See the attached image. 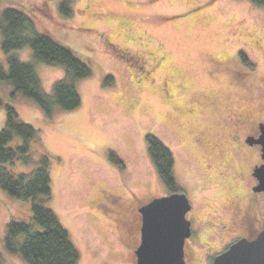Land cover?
Instances as JSON below:
<instances>
[{
  "label": "rangeland",
  "instance_id": "obj_1",
  "mask_svg": "<svg viewBox=\"0 0 264 264\" xmlns=\"http://www.w3.org/2000/svg\"><path fill=\"white\" fill-rule=\"evenodd\" d=\"M59 5L0 0V16L6 8L26 6L41 32L52 33L90 66L92 75L76 82L81 105L47 116L35 103L12 98V87L0 82V132L7 105L40 132L34 162L6 169L30 173L42 153L50 156L49 206L78 248L79 264H136L139 240L125 225L131 193H169L149 156L148 135L173 153L177 183L192 205L187 264H212L249 225L262 227L264 192L253 191L251 174L260 150L240 139L264 118V7L248 0H75L74 15L67 17ZM1 42L0 32V64L6 68ZM116 44L129 54L121 56ZM12 54L35 64L48 95L66 78L63 67L35 63L30 48ZM160 60L163 65L151 69ZM239 71L247 73V85ZM107 76L114 82L106 85ZM12 221L31 223V202L0 189L4 264H26L4 248Z\"/></svg>",
  "mask_w": 264,
  "mask_h": 264
},
{
  "label": "trees",
  "instance_id": "obj_2",
  "mask_svg": "<svg viewBox=\"0 0 264 264\" xmlns=\"http://www.w3.org/2000/svg\"><path fill=\"white\" fill-rule=\"evenodd\" d=\"M74 1L60 0L61 14L73 17ZM248 1L253 6L264 7V0ZM25 9L26 6L21 10L6 8L1 13V47L7 56V64L6 68L0 64V82L12 87V98L35 103L47 116H52L56 108L66 112L79 108L82 97L76 82L92 75L90 66L52 33L41 32ZM25 48L31 49L35 63L65 69L66 78L54 83L52 95L43 90L35 64L24 62L12 54ZM113 82L114 78L107 76L105 84ZM5 111L6 123L0 132V189L12 198L31 202L32 222H10L3 239L4 248L26 264H79L78 248L49 206L53 196L50 156L42 153L37 168L30 173L13 175L6 169V165L17 161L26 165L33 163L32 148L41 144V136L35 127L20 119L14 107L7 105ZM147 141L149 156L161 183L172 192L180 191L173 153L152 135L147 136ZM118 162L124 167L121 160ZM22 236L24 238L19 240ZM0 264H4L1 252Z\"/></svg>",
  "mask_w": 264,
  "mask_h": 264
},
{
  "label": "water",
  "instance_id": "obj_3",
  "mask_svg": "<svg viewBox=\"0 0 264 264\" xmlns=\"http://www.w3.org/2000/svg\"><path fill=\"white\" fill-rule=\"evenodd\" d=\"M256 143L262 146L264 160V125ZM259 181L255 192H264V164L255 168ZM192 205L183 192H173L154 199L141 209L142 240L136 251V264H186L185 244L192 235L187 218ZM214 264H264V229L254 239L242 238L218 255Z\"/></svg>",
  "mask_w": 264,
  "mask_h": 264
},
{
  "label": "flooded vegetation",
  "instance_id": "obj_4",
  "mask_svg": "<svg viewBox=\"0 0 264 264\" xmlns=\"http://www.w3.org/2000/svg\"><path fill=\"white\" fill-rule=\"evenodd\" d=\"M114 47L116 48V50L119 53H121L120 54L121 56H123V54H129L127 52V49L122 48L121 46H119V44H116ZM137 56L139 57V55H137ZM244 59L246 60L245 57H244ZM164 61L165 60H160V61H155V62L151 63V69H154V71L157 70L159 67H161L163 65V62ZM143 63L146 65L147 64V61L144 60ZM246 65H247V60H246ZM237 73L239 74V77L238 78H240L242 84L243 85H247V82H246V80H247V73L245 71H239ZM263 97H264V94H263ZM234 123H238V122L235 120ZM263 125H264V118H262V119H258V118L255 119L253 121V129H251L250 131L246 132L241 137L242 140L240 139V142L241 143L243 142L246 145H248L249 147L250 146L251 147H258L259 150H260V163L257 164V165H255V167L253 168V171L251 173L252 174V177L256 181V184L252 187L253 188V191H254V187L257 186L258 183H259V181L257 180V178L254 176L255 168L264 164V160H263V157H262V146H261V144L256 143V140H258L260 138V136H261V129H262V126ZM233 140L235 141V143L238 144V139L235 138ZM167 190H169V189H167ZM170 193H173V192L171 190H169V193H167L165 195H160V196L151 197V198H139L138 196H135V194L131 193L133 195V197H134V205L130 209V215L126 217L125 225L128 226L127 229H128L129 235H131L133 237V239H137L138 238L137 240H139L138 241V244L136 246V249L133 251V257L136 258V261H137L136 251H137L138 247L140 246L141 240H142L143 215H142L141 209L143 208V206L149 204L154 199L159 198V197H163V196H166V195H169ZM256 193H259V192H256ZM103 196H104V198L105 197H108L109 200L110 199L112 200L113 198H115L113 195L103 194ZM110 197H112V198H110ZM116 201H117V199H116ZM263 229H264V220H263V225L260 228H255L254 226L249 225V231H246L243 235L239 236L238 240H240L242 238L254 239L260 233V231L263 230ZM238 240H235V242H237ZM235 242H233L232 244H234ZM232 244H230V246ZM187 245H188V239H187L186 244H185V261H186V264L188 262L187 261V258H189L191 256L187 252ZM229 247H227L226 250H228ZM220 254L221 253L217 254V256L220 255ZM217 256H215V258ZM215 258L212 260V264H214Z\"/></svg>",
  "mask_w": 264,
  "mask_h": 264
}]
</instances>
